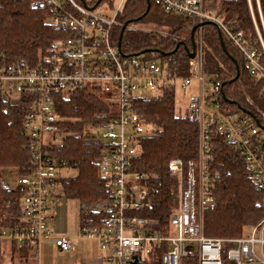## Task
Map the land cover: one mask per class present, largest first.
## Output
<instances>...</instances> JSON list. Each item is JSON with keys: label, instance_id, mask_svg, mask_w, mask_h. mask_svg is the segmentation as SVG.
Masks as SVG:
<instances>
[{"label": "built area", "instance_id": "built-area-1", "mask_svg": "<svg viewBox=\"0 0 264 264\" xmlns=\"http://www.w3.org/2000/svg\"><path fill=\"white\" fill-rule=\"evenodd\" d=\"M125 0L111 15L97 12L78 0H34L33 10H48L50 26L65 35L55 42L50 55L36 67L20 58L0 59V101L11 106L30 103L24 129L31 152L26 176L17 185L26 190L22 205L23 226L15 232L0 231L17 249L31 247L39 256L42 244L60 252L74 251L73 239L56 236L51 230V203L60 195V168L51 150L63 140L60 115L55 110L57 94L69 98L86 91L101 96L114 108L115 116L102 124L97 134L105 151L99 160L102 178L111 192L100 203L79 204V212L102 216L99 226H80V238L96 241L100 264H138L155 249L167 245L163 264H180L195 259L197 264H264V219L231 240L204 235L205 214L217 208L211 194L214 162L213 145L225 139L246 164L245 175L264 194V137L254 120L227 112L221 105L222 82L204 71L202 28L199 26L194 57L188 58V76L169 70L166 62L145 54L125 56L112 40L115 17ZM165 13L193 19L197 24L212 23L243 56L250 73L264 82V15L259 0H246L255 35L247 37L229 23L204 9V0H157ZM190 52V50H189ZM191 89L186 117L197 127V154L194 160L171 159L167 168L177 180V206L164 231H152L147 220L136 213L149 205L144 177L131 172L141 154L144 137L151 127L135 112V102L145 93Z\"/></svg>", "mask_w": 264, "mask_h": 264}, {"label": "trees", "instance_id": "trees-1", "mask_svg": "<svg viewBox=\"0 0 264 264\" xmlns=\"http://www.w3.org/2000/svg\"><path fill=\"white\" fill-rule=\"evenodd\" d=\"M34 0H0V59L15 62L25 59L31 67L50 55L55 42L65 35L49 24L48 10H33ZM80 1V0H78ZM90 0L89 7L96 8L113 0ZM264 15V0H259ZM204 9L216 18L229 23L247 37L255 35L246 0H204ZM121 52L125 56L141 54L147 58L166 62L169 70L188 76L187 52L191 50V30L196 20L165 13L157 0H125L115 17L112 40L117 45L123 25ZM141 25L144 28H134ZM147 27H157L153 31ZM165 30V31H163ZM204 71L217 76L221 82V105L229 113H237L247 120L254 116L264 137V82L249 71L241 53L217 28L207 24L202 28ZM197 33L193 41L196 44ZM223 41L227 53L221 48ZM239 74L236 78V74ZM55 110L60 115L59 127L63 140L51 150L60 168L75 170L76 176L60 177V195L78 204L100 203L107 199L111 184L102 178L99 160L105 146L98 136H86L88 128L98 129L114 118V108L93 93L78 91L68 99L54 96ZM30 103L11 106L0 101V231L15 232L23 226L22 205L26 190L20 185H10L8 179L17 181L29 170L31 152L24 129V119ZM135 112L150 125L152 135L144 137L141 154L133 163L131 172L144 177L149 205L136 215L148 221L152 231H164L169 217L177 206V180L167 168L171 159L183 162L194 160L197 154V127L186 117L176 113L175 91L165 90L157 97L140 98L135 102ZM214 162L211 194L218 206L205 214L204 235L207 238L231 240L240 238L243 231L264 219V194L245 175L246 164L222 137L213 145ZM5 172V173H4ZM79 226H99L102 216L79 212ZM226 244L223 264L227 260ZM168 249L163 245L138 264H163ZM25 258L35 256L31 247L19 250ZM180 264H197L195 259H182Z\"/></svg>", "mask_w": 264, "mask_h": 264}, {"label": "rangeland", "instance_id": "rangeland-1", "mask_svg": "<svg viewBox=\"0 0 264 264\" xmlns=\"http://www.w3.org/2000/svg\"><path fill=\"white\" fill-rule=\"evenodd\" d=\"M84 1L90 2V0H84ZM119 1L120 0H113L111 6L108 5L107 3L99 5L96 7L95 10L105 15H111L113 10L116 9ZM134 28H144V27L141 25H136L134 26ZM147 29L157 32L161 31V29H158L157 27H147ZM176 86L177 88L175 92V110L177 114L183 116L185 114V110L187 107V97L193 92V90L191 89H187L185 91L181 90L179 88V82H177ZM159 95H160L159 92L145 93L146 97H157ZM99 132H100L99 129L88 128L84 133L86 136H97ZM59 173L61 177H73L77 175V172L75 170H67V169H61ZM8 182L12 186L17 184L16 183L17 181L12 179H8ZM59 201L63 205L66 204V213L70 212V215L69 217H66V219L62 217V219H60V221L53 226L55 228L53 230H55V232L58 234H66L67 236L70 237L80 236V226L78 219L79 216L78 202L65 199L62 196L59 198ZM83 244L84 247L82 249L77 248L76 252H70L68 254L58 252V250L55 249L54 247L48 248L45 245H43L39 250L40 264H86L84 260L86 256H88V254H86V250L88 249L90 250V248L88 247L89 242L84 241ZM99 252H100L99 248L97 247L96 248L97 256H100ZM89 257H92V255Z\"/></svg>", "mask_w": 264, "mask_h": 264}, {"label": "crops", "instance_id": "crops-1", "mask_svg": "<svg viewBox=\"0 0 264 264\" xmlns=\"http://www.w3.org/2000/svg\"><path fill=\"white\" fill-rule=\"evenodd\" d=\"M60 197L61 195H57L56 198L51 203V208H52L51 210V230L54 232L56 236L70 237V236H67L66 234H58L55 232V230H53L55 229L53 226L56 225L60 221V219H62V217L66 219V217H69L70 215V212L66 213V204L63 205L59 201ZM70 238L73 239V245L75 247L74 251L61 252V253L68 254L70 252H76L77 248L82 249L84 247L83 242L85 241V242H89L88 247L90 248V250L89 249L86 250V254H88V256H86V258L84 259L86 264H100L101 263L100 261L101 253L99 252L100 256L96 255V248L98 247V244L96 241L82 239L80 238V236L70 237ZM43 245H45L48 248L54 247L53 245H50V244H42L41 247ZM58 252L60 251L58 250ZM91 255L92 257H89ZM0 264H40V257L39 256L37 257L36 255L32 258L22 257L20 255L19 250L15 246L14 242L9 239L4 238L0 241Z\"/></svg>", "mask_w": 264, "mask_h": 264}, {"label": "water", "instance_id": "water-1", "mask_svg": "<svg viewBox=\"0 0 264 264\" xmlns=\"http://www.w3.org/2000/svg\"><path fill=\"white\" fill-rule=\"evenodd\" d=\"M99 1H101V0H98L97 3H99ZM81 2L84 3V0H81ZM131 22H132V20L127 21V22L123 25V27H122V29H121V32H120V35H119V42H118V48H119V49H120V40H121L122 34H123L125 28H126ZM207 24L212 25V23L196 24V25L192 28V30H191V50H190V52H189L188 50H186V52H187V57H188V58L191 59V58L194 57V41H193V36H194L195 31L197 30V28H198L199 26H204V25H207ZM220 43H221V48H222L223 52H224L225 54H227V55L229 56V58H230V59L236 64L235 60H234V59H233V58L227 53V51H226V49H225V47H224V43H223L222 40L220 41ZM146 53H153V51H152V50H146V51L141 52V54H146ZM238 75H239V74L237 73V74H236V78L238 77ZM248 115L250 116V118H251L252 120H254V123H255L257 126H259V122L255 119V117L252 116V115H250V114H248Z\"/></svg>", "mask_w": 264, "mask_h": 264}]
</instances>
